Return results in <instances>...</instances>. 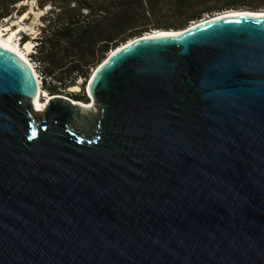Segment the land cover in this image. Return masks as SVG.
Returning <instances> with one entry per match:
<instances>
[{
    "label": "water",
    "instance_id": "1",
    "mask_svg": "<svg viewBox=\"0 0 264 264\" xmlns=\"http://www.w3.org/2000/svg\"><path fill=\"white\" fill-rule=\"evenodd\" d=\"M257 12L111 51L86 85L97 114L61 95L36 113L32 69L0 45V264H264Z\"/></svg>",
    "mask_w": 264,
    "mask_h": 264
},
{
    "label": "trees",
    "instance_id": "2",
    "mask_svg": "<svg viewBox=\"0 0 264 264\" xmlns=\"http://www.w3.org/2000/svg\"><path fill=\"white\" fill-rule=\"evenodd\" d=\"M29 0H0V23L28 12ZM264 9V0H35L42 13L29 60L49 96L84 88L108 54L151 31H180L215 13ZM25 21V20H24ZM79 102L85 97L70 96Z\"/></svg>",
    "mask_w": 264,
    "mask_h": 264
},
{
    "label": "rangeland",
    "instance_id": "3",
    "mask_svg": "<svg viewBox=\"0 0 264 264\" xmlns=\"http://www.w3.org/2000/svg\"><path fill=\"white\" fill-rule=\"evenodd\" d=\"M22 6H26L27 9H28L27 14L24 16L25 18L23 17L22 19H19L18 17L13 16V18L11 20H8V21L4 20L2 23H0V28H2V27H7L8 28L4 32L5 36H7V35L10 36L11 35L10 32L15 30L14 34H13L14 35L13 40L15 42H17L19 40L21 35H27V36L30 37L31 40H33L36 37V35H37V29L36 28L39 26L38 18L42 14L39 11H37V9L35 8V0H29L28 2H25V4L21 3V4L17 5L16 8L18 9V8H20ZM262 7L263 6H260L259 8H261V9L256 10L254 12H257V11H260V10L264 11V9H262ZM232 11H250V12H253V10H247V9H244V8H240L238 10L225 11V12H232ZM225 12L215 13L211 17L206 16V17L203 18V20L208 19V18H212L214 16H217L218 14L225 13ZM151 32H153V31H151ZM18 44H19V42H18ZM32 47H33V44H32ZM20 49H21V51H23L25 53V55H27V57L29 59V54L32 51H30V50L26 51L25 50V45L20 46ZM29 62H30V60H29ZM31 65H32L35 73L37 74V77L39 78V83H40V88H41V102H43V101L46 100V98L49 96V94L42 87V83H41V80H40V77H39L38 73L36 72L35 65H33V63H31ZM63 95L66 96V97H70V96L85 97L87 99V102H82V103L86 104V103L89 102V99H88L87 94H86V86L84 88H81L79 86V90L78 91L67 89L65 94H63ZM72 100L73 101H77L75 99H72ZM95 114H97V110L96 109H95Z\"/></svg>",
    "mask_w": 264,
    "mask_h": 264
},
{
    "label": "bare ground",
    "instance_id": "4",
    "mask_svg": "<svg viewBox=\"0 0 264 264\" xmlns=\"http://www.w3.org/2000/svg\"><path fill=\"white\" fill-rule=\"evenodd\" d=\"M241 13H245V14L246 13L247 14H260L258 12L257 13L256 12L255 13H252V12H249V11H232V12H227L226 15H228V14H231V15L232 14H241ZM23 17H21L20 19H22ZM7 29H8L7 27L0 28V45L3 46V47H5L6 49L10 50L11 52H13L14 54H16L20 58H22L30 66V68L32 69L33 74H34L35 79H36V82H37V88H38V96H37V99L35 101V112L36 113H42L44 111V107H45L46 101L48 100V98H50V96H48L45 101L41 102V88H40L39 78L37 77V74L35 73V71H34L32 65H31V63L29 62V59H28L27 55H25V53L23 51H21L20 46L18 44V41L15 42L13 40V37H14L13 34H14V31L15 30H13V31L10 32L11 33L10 36L9 35L5 36L4 35V32ZM173 33H177V32H173V31H169V32H165V31H155L153 33V36H156V35H173ZM149 35L151 36L152 33H150ZM25 50L26 51H29V50L32 51V44L30 42L25 44ZM70 90L78 91L79 90V87H72V88H70ZM89 103L90 102H88L87 104L82 103V105H84L86 108L91 109V112L92 113H95L94 106H92V104H89Z\"/></svg>",
    "mask_w": 264,
    "mask_h": 264
}]
</instances>
